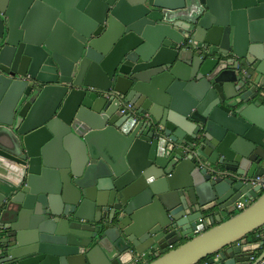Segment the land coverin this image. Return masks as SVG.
Returning a JSON list of instances; mask_svg holds the SVG:
<instances>
[{
	"label": "water",
	"instance_id": "obj_1",
	"mask_svg": "<svg viewBox=\"0 0 264 264\" xmlns=\"http://www.w3.org/2000/svg\"><path fill=\"white\" fill-rule=\"evenodd\" d=\"M263 89L264 0H0V264H264Z\"/></svg>",
	"mask_w": 264,
	"mask_h": 264
},
{
	"label": "built area",
	"instance_id": "obj_2",
	"mask_svg": "<svg viewBox=\"0 0 264 264\" xmlns=\"http://www.w3.org/2000/svg\"><path fill=\"white\" fill-rule=\"evenodd\" d=\"M239 73L241 78L243 79V81L246 83V85L248 87L252 86L251 83V72L247 69V68H241L239 69ZM260 97L264 100V89L260 91L259 93ZM133 110V105L132 104H128L124 107V109L121 111V114H127L128 112ZM258 181L262 183V190L261 193L264 191V177L263 178H258ZM246 203H248L247 201H239L236 203V211L237 213L243 211L244 209H246L247 205Z\"/></svg>",
	"mask_w": 264,
	"mask_h": 264
},
{
	"label": "crops",
	"instance_id": "obj_3",
	"mask_svg": "<svg viewBox=\"0 0 264 264\" xmlns=\"http://www.w3.org/2000/svg\"><path fill=\"white\" fill-rule=\"evenodd\" d=\"M249 88V87H248ZM263 104H264V101H263ZM243 201V200H242ZM250 203H246V205L248 206ZM231 217V216H230ZM230 217H226L225 219H224V221H226V220H228ZM215 225H217V224H215ZM214 225V226H215ZM264 236V230L263 229H261V230H259V231H257L256 233H254V234H252V235H250L249 237H248V241L250 242V243H256V242H260L261 241V237H263ZM186 241H183L182 243H185Z\"/></svg>",
	"mask_w": 264,
	"mask_h": 264
}]
</instances>
